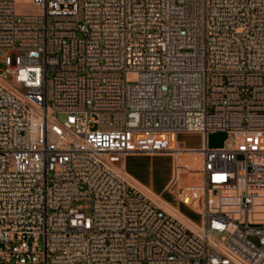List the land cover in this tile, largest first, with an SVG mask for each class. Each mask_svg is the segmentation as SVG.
Masks as SVG:
<instances>
[{"label": "built area", "instance_id": "2783aa9c", "mask_svg": "<svg viewBox=\"0 0 264 264\" xmlns=\"http://www.w3.org/2000/svg\"><path fill=\"white\" fill-rule=\"evenodd\" d=\"M0 54V264H264V0H0Z\"/></svg>", "mask_w": 264, "mask_h": 264}, {"label": "rangeland", "instance_id": "374dc122", "mask_svg": "<svg viewBox=\"0 0 264 264\" xmlns=\"http://www.w3.org/2000/svg\"><path fill=\"white\" fill-rule=\"evenodd\" d=\"M2 54H0L1 58ZM5 65L0 64V70L4 69ZM11 81L10 78L7 79ZM61 119L64 116H60ZM228 134L225 131H216L208 135L207 144L209 148H220L225 144ZM178 141L183 143L188 148H200L203 145V137L200 134L185 133L178 136ZM188 165H195L198 157L192 156L188 158ZM128 168L131 173L138 177L145 185L151 187L156 193H161L163 188L172 176L173 159L168 154L150 155H129L127 157ZM195 182L197 177L189 175L186 172L182 173V182ZM177 189L172 193H163L162 198L174 206H178L176 198ZM181 207V212L193 223L200 225L202 223L201 215L191 211L184 206ZM223 234L217 233L216 237L220 238ZM257 243V239H253Z\"/></svg>", "mask_w": 264, "mask_h": 264}, {"label": "crops", "instance_id": "0c3cea01", "mask_svg": "<svg viewBox=\"0 0 264 264\" xmlns=\"http://www.w3.org/2000/svg\"><path fill=\"white\" fill-rule=\"evenodd\" d=\"M192 156H195V157H198L197 155H195V154H181L180 155V157H179V159H180V164H181V166H182V169H185L186 167H188V166H192V167H194V165H188L187 163H188V158L189 157H192ZM198 160H200L199 159V157H198ZM199 161H197L196 162V164L198 163ZM195 164V165H196ZM126 168H127V172L129 173V175L136 181V182H138L139 184H141L142 186H144V187H146V188H148L152 193H154L155 195H157L158 197L160 196L161 197V199L168 205V206H170V207H174V208H177V207H179V209H180V212H181V207L180 206H183V205H180V204H178V206L176 207V206H174V205H172V204H170L169 202H167L166 200H164L163 198H162V194L165 192V193H169V192H167L166 191V187H167V185H168V183L170 182V180H171V178L169 179V181L167 182V184L165 185V187L163 188V191L161 192V193H156L151 187H149V186H147V185H145L138 177H136L133 173H131L130 171H129V168H128V163H127V159H126ZM172 177V176H171ZM181 180H182V177H181ZM170 194V193H169ZM159 197V198H160ZM185 207V206H184ZM173 208V209H174ZM186 208V207H185ZM176 210V209H175ZM179 212V211H178ZM179 212V213H180ZM182 213V212H181ZM180 213V214H181Z\"/></svg>", "mask_w": 264, "mask_h": 264}, {"label": "bare ground", "instance_id": "6f19581e", "mask_svg": "<svg viewBox=\"0 0 264 264\" xmlns=\"http://www.w3.org/2000/svg\"><path fill=\"white\" fill-rule=\"evenodd\" d=\"M133 179V178H132ZM134 180V179H133ZM135 181V180H134ZM136 182V181H135ZM137 184H139L138 182H136ZM144 190H146L147 192H150V194H153L154 196H156L157 198H159L157 195H155L154 193H152L148 188L142 186L141 184H139ZM163 201V200H162ZM164 202V201H163ZM165 203V202H164ZM166 204V203H165ZM166 208L167 210H169L170 212H172L174 215H179L182 216L177 210L173 209L172 207L168 206L166 204Z\"/></svg>", "mask_w": 264, "mask_h": 264}]
</instances>
